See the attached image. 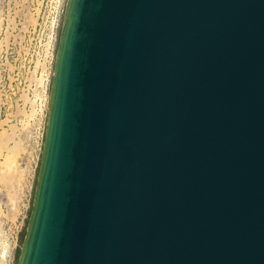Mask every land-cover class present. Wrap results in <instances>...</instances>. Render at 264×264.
I'll use <instances>...</instances> for the list:
<instances>
[{
  "label": "water",
  "instance_id": "water-1",
  "mask_svg": "<svg viewBox=\"0 0 264 264\" xmlns=\"http://www.w3.org/2000/svg\"><path fill=\"white\" fill-rule=\"evenodd\" d=\"M16 264H264V0H65Z\"/></svg>",
  "mask_w": 264,
  "mask_h": 264
},
{
  "label": "rangeland",
  "instance_id": "rangeland-1",
  "mask_svg": "<svg viewBox=\"0 0 264 264\" xmlns=\"http://www.w3.org/2000/svg\"><path fill=\"white\" fill-rule=\"evenodd\" d=\"M53 1L0 0V264L17 263L31 208L65 5Z\"/></svg>",
  "mask_w": 264,
  "mask_h": 264
},
{
  "label": "built area",
  "instance_id": "built-area-1",
  "mask_svg": "<svg viewBox=\"0 0 264 264\" xmlns=\"http://www.w3.org/2000/svg\"><path fill=\"white\" fill-rule=\"evenodd\" d=\"M60 1L61 2H63V0H54L53 2H54V8L56 7V6H58L59 4H60ZM57 25H58V22H57Z\"/></svg>",
  "mask_w": 264,
  "mask_h": 264
},
{
  "label": "bare ground",
  "instance_id": "bare-ground-1",
  "mask_svg": "<svg viewBox=\"0 0 264 264\" xmlns=\"http://www.w3.org/2000/svg\"><path fill=\"white\" fill-rule=\"evenodd\" d=\"M46 46V45H45ZM37 63H38V61H37ZM42 91V90H41ZM42 93V92H41ZM33 108V107H32ZM19 119V118H18ZM34 125V124H33ZM23 126V125H22ZM24 127V126H23ZM11 128V127H10ZM23 134V133H22ZM1 247H2V245H1ZM5 248V247H4ZM4 250V249H3ZM3 250H2V252H3Z\"/></svg>",
  "mask_w": 264,
  "mask_h": 264
}]
</instances>
